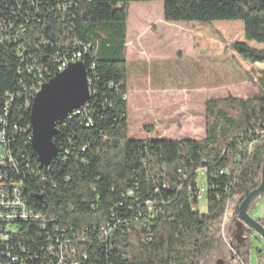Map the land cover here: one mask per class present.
Here are the masks:
<instances>
[{
    "label": "trees",
    "instance_id": "1",
    "mask_svg": "<svg viewBox=\"0 0 264 264\" xmlns=\"http://www.w3.org/2000/svg\"><path fill=\"white\" fill-rule=\"evenodd\" d=\"M151 2H163L170 24L241 22L244 41L232 50L249 65H264V0H0V100L13 98L10 129L18 130L10 137L30 168L41 165L30 130L40 84L60 73L62 62L80 61L92 90L85 107L57 124L58 154L49 167L19 175L27 205L45 226L19 221L0 242V264L10 263L7 251L17 258L11 264H206L225 256L223 226L226 257L250 264L256 233L247 230L239 244L233 232L241 203L262 180L264 73L237 81L256 88L247 99L207 101L203 140H130L128 20L133 3ZM203 169L206 213L197 200ZM148 204L157 215L145 225Z\"/></svg>",
    "mask_w": 264,
    "mask_h": 264
},
{
    "label": "rangeland",
    "instance_id": "2",
    "mask_svg": "<svg viewBox=\"0 0 264 264\" xmlns=\"http://www.w3.org/2000/svg\"><path fill=\"white\" fill-rule=\"evenodd\" d=\"M243 41L241 22L170 24L164 20L163 2L133 3L128 20L129 139L200 141L208 100L236 98L256 90L252 83L237 82L248 76L232 45ZM235 206L233 199L230 214ZM198 209L206 213L207 201H201ZM249 215L264 220V195ZM253 244L250 264H259V258L264 262V240L256 235ZM227 247L221 248L224 258L216 255L206 264H237L226 257Z\"/></svg>",
    "mask_w": 264,
    "mask_h": 264
},
{
    "label": "water",
    "instance_id": "3",
    "mask_svg": "<svg viewBox=\"0 0 264 264\" xmlns=\"http://www.w3.org/2000/svg\"><path fill=\"white\" fill-rule=\"evenodd\" d=\"M86 67L80 61L70 63L67 68L45 83L33 100L30 111L31 147L42 167L47 168L57 156L53 142L57 135V124L75 111L86 106L91 97ZM264 195V164L260 186L241 203L233 236L239 243L245 241L247 230H252L264 240V227L254 220L248 208ZM223 262L220 261L219 264Z\"/></svg>",
    "mask_w": 264,
    "mask_h": 264
},
{
    "label": "built area",
    "instance_id": "4",
    "mask_svg": "<svg viewBox=\"0 0 264 264\" xmlns=\"http://www.w3.org/2000/svg\"><path fill=\"white\" fill-rule=\"evenodd\" d=\"M80 58V55H77ZM76 61H64L59 67V72H63L70 63ZM47 82L41 83L40 88L34 92L37 95L40 92L41 87ZM13 98L9 95L5 102L0 100V242H6L10 239L12 235L17 232L16 224L21 222H27L29 220L45 221V217L41 214L34 213L32 209L27 205V201L24 198V185L25 182L19 175L23 177L34 175H39L38 168H30V160L26 159L22 154L16 155L14 151V146L11 140V133L18 130L17 124L12 126L10 129V114L12 109ZM29 102H26V109L29 108ZM78 111V110H77ZM75 111V112H77ZM75 112L71 115L75 116ZM69 115V116H71ZM68 116V117H69ZM248 151H251L254 147V143L246 145ZM21 157V159H20ZM16 173L17 176H13ZM27 174V176L25 175ZM223 174V172H221ZM203 176L202 179L200 177ZM205 184H209L207 180L206 169L200 170L198 172L197 180V200L199 203L206 200L203 197V189H205ZM149 214L145 219V225L149 222V218L154 219L156 217V212L152 204H148ZM230 216V206H227L224 218V224L228 221ZM45 222L41 225L44 228ZM4 226V228L2 227ZM222 236H225L224 226L222 228ZM228 245V241L226 240ZM62 248V247H61ZM5 256L10 260V263L16 262L17 258L13 257L10 251L5 253ZM64 257L60 256V263L63 261Z\"/></svg>",
    "mask_w": 264,
    "mask_h": 264
},
{
    "label": "crops",
    "instance_id": "5",
    "mask_svg": "<svg viewBox=\"0 0 264 264\" xmlns=\"http://www.w3.org/2000/svg\"><path fill=\"white\" fill-rule=\"evenodd\" d=\"M251 47H254L253 46V43H248ZM255 48V47H254ZM245 63V62H244ZM246 67H245V75L246 76H249L251 78H253L254 80H256V78L260 77L263 73H264V65L263 64H256V65H249L247 63H245ZM250 83L247 82L245 83V85L249 86ZM257 93V90L253 91L252 93L250 94H245L244 96H239V97H236V98H240V99H247V97L251 94H256ZM235 97V96H234ZM206 117V116H205ZM205 135H206V122L204 124V133L201 137L200 140H203L205 138ZM157 139V137H155ZM150 139V137L148 138ZM163 139H169V140H178L179 139H170L168 137H163ZM184 139H187V138H183V139H180V140H184ZM193 139V138H191ZM194 140V139H193Z\"/></svg>",
    "mask_w": 264,
    "mask_h": 264
},
{
    "label": "bare ground",
    "instance_id": "6",
    "mask_svg": "<svg viewBox=\"0 0 264 264\" xmlns=\"http://www.w3.org/2000/svg\"><path fill=\"white\" fill-rule=\"evenodd\" d=\"M36 97V96H35ZM80 110V109H79ZM30 130H31V125H30ZM206 191H207V189H206V186H205V189H203V197H204V195L206 194Z\"/></svg>",
    "mask_w": 264,
    "mask_h": 264
}]
</instances>
